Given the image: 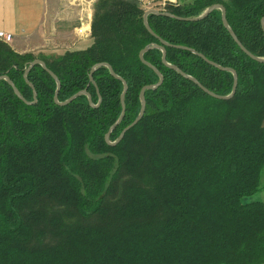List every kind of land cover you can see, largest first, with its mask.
<instances>
[{
    "label": "trees",
    "instance_id": "16d2710c",
    "mask_svg": "<svg viewBox=\"0 0 264 264\" xmlns=\"http://www.w3.org/2000/svg\"><path fill=\"white\" fill-rule=\"evenodd\" d=\"M221 3L242 43L264 57V0H194L162 10L194 17ZM91 43L64 53H21L0 40V75L34 100L25 68L44 60L61 80L59 100L87 89L67 105L54 101L56 80L42 65L28 73L38 100L27 104L0 80V264H264V62L246 54L222 10L192 21L149 14L141 0H97ZM160 38L167 60L197 78L219 99L162 61L145 58L164 75L146 91V111L116 145L105 135L122 112L121 79L128 82L116 140L141 109L140 91L156 71L140 51Z\"/></svg>",
    "mask_w": 264,
    "mask_h": 264
},
{
    "label": "water",
    "instance_id": "95a60500",
    "mask_svg": "<svg viewBox=\"0 0 264 264\" xmlns=\"http://www.w3.org/2000/svg\"><path fill=\"white\" fill-rule=\"evenodd\" d=\"M215 9H221L222 10V19H223V23L225 25V27L229 30L230 34L232 35V37L234 38V40L237 42V44L241 47V49L248 54L251 58L259 61V62H264V57L262 56H257L254 53H252L243 43L242 41L238 38V36L236 35L235 31L232 29V27L230 26L227 17H226V8L223 4L221 3H215L212 4L210 6H208L201 14L194 16V17H183V16H178L170 11L167 10H159L156 8H149L146 10L145 14H144V24L146 26V28L148 29V31L150 33H152L153 35L159 37L155 31L153 30V28L151 27L149 21H148V15L153 13V14H157V15H164V16H169V17H173V18H178V19H185V20H192V21H197V20H202L204 18H206L213 10ZM262 28L264 31V17L262 18ZM169 45V43L167 41H165L164 39L160 38V43H156V42H152L150 44H147L141 51H140V59L142 60V62L146 63L147 65H149L151 68H153L156 73L159 76V80L156 83H152V84H147L145 86L142 87L141 91H140V100H141V109L140 112L138 114V116L135 118V120L133 122H131L130 124H128L123 131L121 132V134L119 135V137L115 140V141H111L110 140V136L112 131L116 128V126L122 121V119L124 118L125 115V111H126V107H125V97H126V93L128 91V82L122 78L121 76H119L114 68L112 67V65L108 62H98L96 64H94L91 68L90 71V81L96 86L97 88V92L99 93V89H98V85L95 81L94 78V73L101 67L106 66L109 68L111 74L118 78L121 79L124 83V89L123 92L120 96L121 99V104H122V112L121 115L119 117V119L110 127L109 131L107 132V134L105 135V139L107 141L108 144L110 145H116L118 144L125 136L126 132L128 130H130L132 127H134L135 125H137L140 120L143 118L145 111H146V105H147V100H146V91L151 89V90H156L158 89L164 82V75L163 73L151 62H149L148 60H146L145 58V53L147 51H149L150 49L157 47L160 48L163 52V56H162V61L164 64H166L169 67H172L173 69L177 70L178 72H180L183 76H185L188 79H191L192 81H194L196 84H198L205 92H207L208 94H210L213 97L219 98V99H231L232 97H234L236 91H237V87H238V74L237 71L232 68V67H226V66H222L210 59H208L204 54L198 52L197 50H195L194 48H189L187 46H182V45H177V47L183 48V49H188L194 53H196L197 55L201 56L203 59H205L206 61H208L209 63H211L212 65L223 69V70H227V71H231L234 74V81H233V87H232V91L230 94L228 95H219L213 91H211L210 89H208L206 86H204L197 78H195L192 75L187 74L186 72H184L179 66L175 65V64H171L168 60H167V51H166V46ZM40 64L43 66V68L48 71L52 77L56 80L57 83V89L55 91V95H54V101L56 104L58 105H67L70 102H72L73 100H75L77 97L81 96V95H87L90 104L93 107H97L102 98L100 96L99 102L97 104L94 103L93 101V97L92 94L85 88L82 90H79L78 92H76L75 94H73L72 96H70L69 98H67L64 101H60L59 100V92L61 89V80L58 77V75L52 71L46 64V62L40 58L34 59L32 60L28 66L25 68V72H24V77L25 79L29 82V84L31 85L32 89H33V95H34V100L33 101H29L27 100L22 93L20 92V90L18 89V87L16 86V84L13 82V80L7 75H0V80H6L13 88L15 94L22 99L25 103L27 104H32V103H36L38 100V93L37 90L34 86V84L29 80L28 78V73L31 71V69L37 65ZM100 94V93H99Z\"/></svg>",
    "mask_w": 264,
    "mask_h": 264
},
{
    "label": "crops",
    "instance_id": "0c3cea01",
    "mask_svg": "<svg viewBox=\"0 0 264 264\" xmlns=\"http://www.w3.org/2000/svg\"><path fill=\"white\" fill-rule=\"evenodd\" d=\"M158 1L159 4L157 6L161 7L167 3L184 4L194 0ZM77 3L75 5L70 1L69 3L65 2V0H0V30L8 31L13 34V40L9 44L16 51L21 53L33 51L36 48L44 46L42 45L43 41H49L51 39V37H49L50 35L55 36L56 33L52 30L59 29L61 33H65V30L62 31L63 28L66 29L63 22L65 12L69 15L73 14L74 17L75 13L73 9L79 7L80 12L78 11V18L82 20L84 5L88 3V1L78 0ZM61 8H63L64 11H62ZM71 9L72 12L70 11ZM79 25H75L76 27L73 26V28H75V35H78L77 40L80 39L78 43H85L89 39L91 41V25H86L85 23H81V27ZM81 29L82 31L87 30V32L89 30L88 37H84V35L88 34L85 31L83 35L77 32L79 30L81 31ZM254 196L252 200H261L264 202V189Z\"/></svg>",
    "mask_w": 264,
    "mask_h": 264
},
{
    "label": "rangeland",
    "instance_id": "374dc122",
    "mask_svg": "<svg viewBox=\"0 0 264 264\" xmlns=\"http://www.w3.org/2000/svg\"><path fill=\"white\" fill-rule=\"evenodd\" d=\"M69 1L74 3L75 5L78 2V0H65V2H67V3H69ZM87 1H88V3H86L84 5V10H83V13H82V15H83L82 20H79V18H78L79 17L78 11L80 12V9H79L78 6H76L78 8L73 9V11L75 13L74 17H73V14L69 15V14H66L67 12H65L64 17H63L64 18L63 22H64V25H65L66 29H64V28L62 29V31L65 30V33H63V32L61 33L59 31V29L52 30L56 34H55V36L50 35L49 37H51V39L49 41H47V40L43 41L42 45H44V46H42L40 48H36L33 51H27V52H32L35 55H39L40 53H44V54H49V53L61 54V53H64L68 49H71V50L72 49H81V48H85V47L89 46V44L91 43L90 39L87 42H85V43H81V42L78 43V41H80V39L77 40L78 39L77 38L78 35L77 36L75 35V32H74L75 28H73V26L79 25V22H80V25H79L80 27H81V23H85L86 25L87 24L88 25H92V21H93V17H94V10H95L94 6H95V2L97 0H94V1L87 0ZM141 2L143 3V5L147 9L156 8V9L162 10V8H163V6H161V7L157 6L159 4L158 0H141ZM61 10L64 11L63 8H61ZM70 11L72 12V9ZM71 12H69V13H71ZM84 31L87 32V30H83L82 31V29H81V31L79 30L77 32L80 33V35H83ZM87 33H85L87 35H84V37H88L89 30H88ZM253 196L254 195H252L250 197H247L246 199L247 200H252Z\"/></svg>",
    "mask_w": 264,
    "mask_h": 264
},
{
    "label": "built area",
    "instance_id": "2783aa9c",
    "mask_svg": "<svg viewBox=\"0 0 264 264\" xmlns=\"http://www.w3.org/2000/svg\"><path fill=\"white\" fill-rule=\"evenodd\" d=\"M0 40L9 44L13 40V34L8 31L0 30Z\"/></svg>",
    "mask_w": 264,
    "mask_h": 264
}]
</instances>
